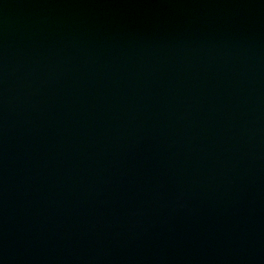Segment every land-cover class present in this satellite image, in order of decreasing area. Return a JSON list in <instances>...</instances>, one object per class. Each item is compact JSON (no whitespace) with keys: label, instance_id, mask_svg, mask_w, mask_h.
<instances>
[{"label":"water","instance_id":"water-1","mask_svg":"<svg viewBox=\"0 0 264 264\" xmlns=\"http://www.w3.org/2000/svg\"><path fill=\"white\" fill-rule=\"evenodd\" d=\"M0 264H264V0H0Z\"/></svg>","mask_w":264,"mask_h":264}]
</instances>
